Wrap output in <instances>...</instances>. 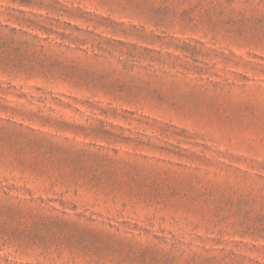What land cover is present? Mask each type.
Instances as JSON below:
<instances>
[{"label": "rangeland", "instance_id": "374dc122", "mask_svg": "<svg viewBox=\"0 0 264 264\" xmlns=\"http://www.w3.org/2000/svg\"><path fill=\"white\" fill-rule=\"evenodd\" d=\"M0 264H264V0H0Z\"/></svg>", "mask_w": 264, "mask_h": 264}]
</instances>
